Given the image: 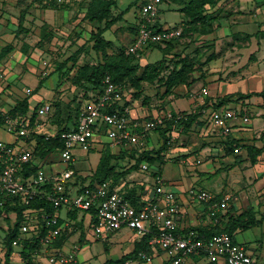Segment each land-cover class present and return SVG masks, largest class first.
Here are the masks:
<instances>
[{"label": "built area", "instance_id": "obj_1", "mask_svg": "<svg viewBox=\"0 0 264 264\" xmlns=\"http://www.w3.org/2000/svg\"><path fill=\"white\" fill-rule=\"evenodd\" d=\"M163 0H146L139 7V19L133 41L125 48L126 53L141 56L144 45L159 43L165 45V40L177 37L182 33L183 23L167 25L158 24L159 5ZM41 76L48 73V61H41ZM3 78L0 72V80ZM205 89H202L204 92ZM32 92L31 87H25L26 95ZM90 95H93L90 93ZM127 90L111 80L109 75L102 79V90L99 94L82 101L76 124L68 130L59 133L61 147L56 150L60 161L63 162L57 171L46 173L42 163L47 161L39 159L33 152L32 145L35 139L28 141L32 131L43 135L45 139L55 136L56 129L46 122L44 117L52 110L49 102H43L37 107V117L30 124V114L10 115L0 110V127L7 133L14 135V140H5L0 137V210L7 201L27 204L35 198L47 199L53 210L46 211L40 207H28L23 211V220L20 222L16 236L11 240L12 251L9 264H26L19 251L22 240L37 237L40 246L33 250L32 259L35 264H79L77 258V245L64 249L56 244L57 238L67 232L80 230L78 222L83 226H91L96 237L104 236L121 227H127L135 232L138 238L150 233L148 243L152 249L157 246L166 255L163 264H183L186 256L201 254L208 260L224 259L226 264H258L247 252L245 247L234 241L227 231L220 230L208 238L199 237L195 229L188 228L178 231L176 217L179 213V204L175 194L166 188L162 177L153 173L152 194L149 188L141 193V205L136 207L124 196L122 185L113 184L110 179L89 183L81 182L80 174L70 161L75 160L73 150L80 148L84 151L104 145L102 136L107 137L110 145L119 148H131L137 152L145 149L143 139L150 130H156L164 121L173 120L177 123L186 117L188 112L172 111L167 108L146 119L138 120L130 114V104L134 102ZM111 107V108H109ZM43 117V118H42ZM238 118L243 122L248 120L247 110L241 108L218 107L209 113V123L216 127L222 135H227L232 129L233 121ZM178 135L172 130L167 139L170 144ZM234 151L238 147L233 148ZM137 155V154H136ZM134 162V158H130ZM36 165L35 172L25 174V165ZM139 167L143 170L149 168L146 161ZM156 171V170H155ZM75 176L73 184L70 180ZM187 194L194 201L208 203V216L214 223L219 221L218 210L226 209L229 196L223 195L213 201V194L202 188H187ZM65 207L80 211L88 216L76 220L58 215V210ZM7 215L2 211L0 223L3 234L0 237V264H3L5 245L3 237L7 232L8 224L15 218V211ZM137 258L145 264H154L151 253L140 249ZM138 261V260H137ZM119 264H134L132 259H124Z\"/></svg>", "mask_w": 264, "mask_h": 264}, {"label": "crops", "instance_id": "obj_2", "mask_svg": "<svg viewBox=\"0 0 264 264\" xmlns=\"http://www.w3.org/2000/svg\"><path fill=\"white\" fill-rule=\"evenodd\" d=\"M2 1L3 0L0 2L2 3ZM64 1L66 3L69 2V0ZM88 1L89 0H84V3L80 5V7L82 6L80 8L81 10L86 9ZM115 1L116 6L112 8L113 14L126 8L128 3L132 2V0ZM145 1L146 0H140L138 3V10L140 5ZM179 7L180 4L172 0H163L159 5L158 24L167 25L179 23L176 22L177 19L171 20V18L161 17V11L164 9L179 12L183 15ZM223 10L224 11L221 13L224 15H220L214 22V27L211 32L204 34L193 32L192 34H185V36L178 39L180 42L196 39L195 44L198 46V49L193 50L190 54L194 55L199 61L205 60L206 55L210 53H213L212 58L207 60L202 66H199L198 69L193 70V81L177 84L181 86L176 89V85L169 93L163 95H161V93L164 89L163 86H161L160 88L162 89L159 97H155V101L160 105H164V109L169 108L172 111L177 110L197 114L192 125L188 128L191 129L188 132H193L195 140L189 145V141L187 140L188 135L185 134L188 132H178L176 139L180 140V144L175 145L172 143L174 138L164 150V162L160 164L158 160L155 161L154 164L157 165L156 171L153 170L146 174H148L152 180L153 173L157 172L162 177L165 187L170 188L174 192L175 200L179 204V213L176 217L178 231H185L190 227H198L207 230V233H209L211 228H215L216 226L218 228L223 227L237 215H241L239 219L251 220L252 223L246 227L237 226L233 231L232 237L234 241L245 247L247 252L258 264H264V95L260 93L264 89V33H259L258 35L253 34L257 30L259 32L264 31V0H229L224 5ZM126 11L123 12L120 19L116 20L108 27H114L118 24L111 29L112 39L106 38L103 35L104 38L111 41V46L109 48L118 46L119 48L122 47L125 49L133 41L132 35H135V29H133L132 26L137 23L139 15L135 16L133 24H124L122 21L125 20ZM254 15L256 17L260 15V19H258L259 21L255 25V21L252 19ZM5 17L6 14H3L2 18ZM181 23H183V21H181ZM2 25L3 23L0 22V27ZM12 26H14V23ZM120 26L123 27L119 28ZM124 27H126V29ZM118 28L119 30H117ZM4 30L11 29L7 28L5 25L4 29L2 28L1 30L0 28L2 37L11 35L10 33H3ZM245 35L250 36L247 38ZM178 41L176 42L175 40L176 43L174 42V46L171 50L164 54V58L169 59L173 52H178V46L182 47V45L180 46L178 44ZM222 42H225L226 46L222 44ZM2 47L3 46L0 44V49ZM146 47L148 52L152 49L160 50V48L153 44H148ZM245 47L252 50L244 54L243 49ZM143 51L142 49L141 56L139 57V62L141 64L143 61H154L142 58ZM180 52L182 54L186 53L187 48ZM203 52L205 53L203 54ZM161 53L160 57L163 56L162 51ZM47 69L48 73L45 76L40 75V78L44 80L51 72L56 71L58 74L56 83H54L49 95L46 96L44 94L46 97L43 95L40 96L35 92V94H28L30 96L27 100V112H31L35 106L38 107L41 103L48 101L46 99L52 98L51 94L54 92H60V96L64 93L61 92L64 86H61L59 72L55 70L54 67L49 66V64ZM15 71L14 63H11L9 60L0 59V72L3 74V80L1 79L3 82L1 83L0 81L1 111H6L13 106L16 101L26 95L22 87H15L12 84L13 82L8 79L11 74H16ZM39 79L38 85L40 87ZM28 86L29 85H25L24 87ZM29 87L32 89L35 88L32 86ZM202 89H205V91L202 92ZM246 93L251 94L246 95ZM240 94H242L241 97ZM156 95L158 96V94ZM171 95H173V98H171ZM178 98H183L186 101L178 105L172 100ZM217 105L221 107L241 108L243 113L247 110L249 118L246 122L236 118L232 123L231 131L224 136L218 132L216 127L209 123V113ZM130 106L131 116L138 120L146 119L164 110H158L154 107L137 106L134 105V102L131 103ZM49 114H51V112ZM47 117L48 114L44 119ZM52 127L55 128L53 125ZM155 132L157 138L161 139H158V144H149V134L147 132L143 139V147L155 149L161 145L162 137L158 131ZM14 138V135L8 133L4 139L13 141ZM101 139L104 145H98L96 148L88 150L98 152L97 161L102 149L109 147L111 151L115 152L118 150L117 147L105 142L107 139ZM191 147L194 148L189 151L188 148ZM234 147H238V150L234 151ZM174 158L184 166V169H180L178 177H169L166 172H163L162 167L166 161H174ZM85 160L88 161L86 164L84 163ZM85 160H79L77 163L76 158V160H74V162H76V164L74 163L75 167L72 165L75 170L79 172L80 177L90 175L97 164L96 161L95 166L92 167L88 156H86ZM120 161L124 163L121 164L118 162L119 166H129L133 163V160L128 157ZM190 165H195L196 167L191 169L189 168ZM59 168L60 167L52 168L51 171H57ZM138 170L142 169L138 166V168L131 170L126 175L129 176L130 181H128L129 179L125 176L120 178L119 183L121 185L126 183L133 185L137 193L141 194L145 192L146 188L149 186L145 184L147 175H142L141 178L137 177V175L130 176L132 172ZM206 176L209 177L207 179V184L200 186V188L213 194V201L218 200L223 195L229 196L226 209L218 210L219 221L217 223H214L208 216V203L206 201H194L190 199L187 194V188L193 187L200 179ZM74 180L75 176H73L69 184H73ZM172 187H174L175 190ZM149 189L148 193L152 194L151 186ZM199 202L202 204H198ZM58 215L61 218L68 217L74 220L81 216L84 219L88 218L86 214L80 211L70 210L65 207L58 210ZM78 223L80 227H84L81 221ZM81 236L82 233L80 232L77 237L74 231L67 232L63 235L62 244L60 246L64 249H70ZM126 236V240L131 241L130 247L126 251L120 252L116 258L106 257L105 259L119 258L122 254L129 252L133 248L134 243L140 239L131 229H129ZM149 247L150 250L147 251V253L152 254L153 263L163 264L166 259L164 251L157 246L155 249H152L150 245ZM104 249L107 248L105 247ZM127 259H132L134 264H145L143 261L139 262L137 255ZM183 264L226 263L222 258L210 261L201 254H191L184 258Z\"/></svg>", "mask_w": 264, "mask_h": 264}, {"label": "trees", "instance_id": "obj_3", "mask_svg": "<svg viewBox=\"0 0 264 264\" xmlns=\"http://www.w3.org/2000/svg\"><path fill=\"white\" fill-rule=\"evenodd\" d=\"M54 1V3H53ZM177 4H180L179 10L183 12V28L182 33L177 37H172L165 40V45L161 46L159 43H150L154 46L160 48L163 52V56L152 62H139V57L133 53H126L125 49L120 47L119 51L108 52L107 48L111 46V41L104 38L103 32L106 30L113 22L121 18L123 12H125L136 0H132L128 3V6L118 13L113 14L112 8L116 6L115 0H89L87 7L84 10L83 18L92 22L94 26L89 31V39L91 41L92 49L100 53V59L95 62H84L71 67H64L65 64L56 63L55 70L59 72L60 80H69L71 86L77 89V97L73 96L72 99L66 102L55 99L53 102H49L52 106L51 114H48L46 122L50 126H54L56 129V134L54 137L45 139L43 135L32 131L28 141L35 139V143L32 145V149L36 157L39 159L46 158L50 152L60 148L61 140L59 139V133L63 130H68L76 124L77 115L81 106V102L77 100L81 98L83 100L91 98L99 94L102 90V79L105 75H109L111 80L120 85L124 90H127L133 99L138 100L142 95V102L146 100L145 88L147 85L157 83L160 87L163 86L164 94L169 93L174 86L180 83H189L193 81L192 72L194 69H198L207 60L212 58V54H207L205 60L199 61L194 55L190 53L173 52L169 59L164 58V54L169 52L174 46V42L178 41L179 38L185 36V34H192L193 32H198L201 34L209 33L214 27V22L218 19L220 15H224L221 12L224 10V5L229 0H172ZM51 7L63 8L67 6V3L63 0L57 2V0H52L50 2ZM221 13V14H220ZM23 14L20 12L18 17V24H22ZM136 31V24L132 26ZM258 30L253 33L258 35ZM250 35H245L249 37ZM175 42V43H176ZM8 49L2 47L0 49V58L4 55L5 51ZM74 69V70H73ZM73 70V71H72ZM43 81L42 78L39 79V84ZM39 85L32 89L30 94H33ZM92 93L93 95H90ZM264 95V89L260 92ZM251 93H246L249 95ZM30 95H24L23 98L16 101L13 106L6 110V113L10 115L15 114H26L28 111V97ZM242 94H240V97ZM62 98V97H61ZM39 106V105H38ZM221 107L219 105L215 108ZM111 108V107H109ZM213 108V109H215ZM37 106L31 110L30 114V124L33 123L34 119L37 117ZM184 112V111H183ZM196 113H187L186 117L178 120L174 123L173 120H166L162 126L156 128L155 131H160L162 135V143L155 149L145 148L139 152L131 148H119L117 151H111L109 147L102 149L97 164L88 176L80 177L81 182L88 180L91 184L93 182L102 181L105 179H110L112 183L119 184L120 178L125 177L131 170L138 168L140 162L146 161L148 164L155 163L158 160L160 164L164 162V150L168 146L167 139L172 130H176L182 133L183 130L189 128L194 119L196 118ZM1 121V119H0ZM52 124V125H51ZM92 150V149H90ZM137 154V155H136ZM125 157L134 158V162L126 167L119 166L118 162L123 160ZM120 167V168H119ZM36 165L27 163L25 165V174L35 172ZM124 191V196L129 200V202L136 207H139L142 203L141 194L137 193L136 188L128 183L122 185ZM42 207L46 211H52L51 203L44 198H35L27 204H19L15 202L10 204L7 201L3 207L2 211H8L13 209L15 211L14 220L8 224L7 232L3 237L5 251L3 264H9L11 259L12 245L11 240L16 236L20 222L23 220V211L28 207ZM241 215H237L223 227H213L208 231L198 227H190L195 229L202 238H208L214 232L224 230L233 236L234 229L237 226L246 227L252 221L239 219ZM180 232V231H179ZM183 232V231H181ZM65 233L59 236L56 240L57 245L62 244V237ZM150 233H146L141 236L139 240L134 243L133 248L122 254L117 259L107 258L101 264H119L124 259L133 257L136 255L137 251L140 249L149 251L150 247L148 245V239ZM40 243L37 237L32 239H24L20 242L19 251L22 258L25 259L26 264H35L32 259L33 250L38 248Z\"/></svg>", "mask_w": 264, "mask_h": 264}, {"label": "rangeland", "instance_id": "obj_4", "mask_svg": "<svg viewBox=\"0 0 264 264\" xmlns=\"http://www.w3.org/2000/svg\"><path fill=\"white\" fill-rule=\"evenodd\" d=\"M50 2H52V0H3L2 3L0 2V22L3 23L0 28L1 30L2 28L4 29L5 25L7 28L11 29L3 31V33L11 34L8 37H2L0 31V44L4 47L8 45V49L5 51L4 55L1 58L14 63L16 74H11L8 79L11 80L13 82L12 84L17 88L22 87L24 90L25 85L37 87L38 79L40 78V72L42 69V59H47L48 64L51 67H55L56 63L61 62L65 64L64 67H71L69 66L71 65V63L73 66L78 64L80 65L84 62L91 63L95 62L101 57L100 53L95 52L91 47L89 31L94 25L93 23H89L88 20L83 18L84 10L80 9L82 7H80V5L84 3V0H69V2H67V6L63 8H54L48 6L50 5ZM57 2L60 1L58 0ZM139 2L140 0H136V3H133L131 7L126 11L125 20L122 21V23H134L135 16L139 15ZM20 12L23 14V17L21 21L22 24L19 25L18 17ZM3 14H6L5 18H2ZM163 16L171 18V20L177 19L176 22H181L184 18V16L179 12H173L172 10L167 9L161 11V17ZM252 19L255 21V25L259 21L258 19H260V15H258L257 17L254 15L252 16ZM13 23L14 26H12ZM123 26H120L119 28ZM114 27L106 29L103 32V35L106 38L112 39L111 29H113ZM119 28L117 30H119ZM124 28L126 29V27ZM134 36L135 35L133 34L132 37L134 38ZM195 41L196 39H190V41L184 40L182 42L178 41V44L180 46L182 45V47L178 46L177 51L180 52L187 48L186 53H190L193 50L198 49ZM222 44L225 45V42H222ZM119 49L120 48L118 46H114L111 48L108 47L107 51L117 52L119 51ZM143 50L144 51L142 58L151 61L159 58L162 54L158 49H152L148 52L146 45L143 46ZM251 50H249L247 47L243 49L244 54ZM204 53L205 52H203V54ZM57 77L58 74L56 71L51 72L43 80V82L40 84V87L37 89V91H35V93L40 96H44V94L46 96L49 95L52 91L54 83H56ZM2 80H0L1 83L3 82ZM60 82L62 84L60 85L64 86L63 90H61V92L64 93H62L61 96L60 92L56 91L51 94L52 98L46 99L44 98L46 96H44L43 98L51 102H53L55 99L61 100L63 102H71L70 100L73 96L77 97V89L71 86L69 80H63ZM180 86L181 85H177L176 89ZM161 89L162 88H160L157 83L147 85L145 88V95L147 97L146 100L142 102L143 96L141 95L138 100H134V105L154 107L158 110L164 109V105H160L155 101V97H159ZM156 94H158V96ZM163 94L164 91H162L161 95ZM171 98H173V95H171ZM77 100H79L81 103L83 101V99L81 98H78ZM172 100L175 101V103L178 105L186 101L183 98ZM189 130L191 129L187 128L183 130L182 133L188 132ZM7 134L8 133L1 127L0 137L4 139ZM148 134L149 144L151 145L158 144L157 141L161 140L157 138L156 132L154 130L148 131ZM185 134L188 135L187 140L189 141V145H191V143L195 140L193 132L191 131ZM102 138L104 140L107 139V137L104 135L102 136ZM172 143H174L175 145L180 144V140L176 139L175 137ZM193 148L194 147L188 149L190 151ZM49 154L50 155L47 161L42 163V167L46 173L51 172L52 168L63 166V162L59 160L60 157L57 151H52ZM73 154L75 155V160L77 158V163L79 162V160L84 161L86 159V156H88L92 167L95 166L98 157V152L84 151L80 148H75L73 150ZM76 162H74L73 160L70 161L73 166L74 163L76 164ZM87 162L88 161L86 160L84 161L85 164ZM119 162L121 164L124 163L122 161ZM122 167H126V165H123ZM194 167L196 166H189V168L191 169ZM162 168L163 172H166L169 177H178L180 169H184V166L180 164V162H177V159L174 158V161H166ZM155 169H157V165L152 163L149 164V168L147 170L142 169L134 171L130 174V176L132 177L133 175H137V177L141 178L142 175H147L145 184H147L149 186L148 188H150L153 183L150 179V176L146 173ZM80 172L84 173L83 171ZM126 178H128V181H130L129 176H126ZM208 178L209 177L206 176L200 179V181L193 187L200 188V186H204L205 184H207ZM198 204L202 203L199 202ZM12 213V210L6 211L7 215H10ZM0 223L5 225L3 218H0ZM128 231L129 229L127 227H122L121 229H117L113 232L107 233L105 237H96L92 225L81 227L80 230H77L75 232L76 237L79 235V232L82 233L81 238L75 243L78 248L76 252L79 264H100L106 257L116 258L120 252H124L130 247L131 241L126 240ZM2 234L3 232L0 229V237ZM105 247L107 249H104Z\"/></svg>", "mask_w": 264, "mask_h": 264}]
</instances>
